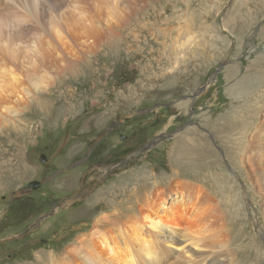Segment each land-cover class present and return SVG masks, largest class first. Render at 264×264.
<instances>
[{
  "label": "rangeland",
  "instance_id": "obj_1",
  "mask_svg": "<svg viewBox=\"0 0 264 264\" xmlns=\"http://www.w3.org/2000/svg\"><path fill=\"white\" fill-rule=\"evenodd\" d=\"M139 1L124 3L128 18L114 37L70 65L37 63L23 44L17 64L0 61L14 74L0 93V264H113L106 243L125 257L122 227L130 231L158 196L176 213L213 204L226 246L144 228L160 256L131 251L129 264H264L249 164L242 172L234 155L243 138L264 140V128L254 133L264 125V0ZM226 20L238 30L248 23L241 38ZM202 135L206 156L188 142ZM197 188L205 198L186 202ZM168 211L158 215L181 221Z\"/></svg>",
  "mask_w": 264,
  "mask_h": 264
},
{
  "label": "bare ground",
  "instance_id": "obj_2",
  "mask_svg": "<svg viewBox=\"0 0 264 264\" xmlns=\"http://www.w3.org/2000/svg\"><path fill=\"white\" fill-rule=\"evenodd\" d=\"M126 1L127 0H0V61L2 64L8 62L17 64L18 47L23 44L25 50L30 49L26 50L28 53L32 54V56H36V61L38 59L37 63L41 62L40 64L44 65V59L49 58L51 59V63L54 61V63L64 66L70 65L82 58L86 53L91 52L93 47L103 42L105 37L108 38V36L117 34L116 32L118 29L124 27L128 18L127 7L124 6ZM141 1L144 2V0H140L139 2ZM250 10L251 8L249 6L244 8L245 12L250 13ZM258 10L261 12L260 6ZM132 11L134 13V9ZM129 17L131 18V15ZM245 19L247 20V16ZM229 20L225 21V27L229 25L227 27L231 29L237 37L239 36V38H241L248 27V23L242 28L239 27L238 30V25H236V29L231 27L232 22L230 23ZM46 63L45 61V64ZM8 79H14L11 68H3L0 66V93L3 91V87H5ZM187 106L188 103L178 105V107L183 110ZM261 119L264 120V115L261 116ZM236 121L240 123L241 118L236 116L235 119L224 120L225 124L223 126H226V124L230 126ZM241 125H243V123ZM262 128H264V125L257 127L254 133L256 130ZM190 130L194 131L192 128ZM204 140L205 138L202 135L201 138L192 139L188 142L199 147L203 155L206 156L209 154L211 148ZM259 142L260 143H255L253 141V135H251L250 138H243L241 143L237 145V153H234V155L235 158L241 162L237 164L238 168L241 170L244 165L242 161L244 159L248 161L249 173L247 174V182L250 183L253 191L255 190L257 195V197L255 196V203L257 204L256 210L263 219L262 221H264V140L261 138ZM183 143L186 142L183 141ZM186 196V202L189 200H194L193 202H195L198 199L202 200L205 198L198 188L193 192H189ZM181 201L182 194L180 193L174 203H179ZM203 202L204 203L201 205L202 207L199 206V208H194L192 206L194 209L193 211L191 210V214L186 212L187 209L177 210L178 213H176L172 206L167 205H170L171 202L166 203L165 198L163 199L159 196L151 200L149 204L146 203L142 208L143 210H140V213L135 216L133 215L132 220L135 222L134 225L130 227V231L122 227V239L126 241L123 244L128 246L127 255L125 257L115 258L113 256L115 253L114 245L111 246L106 243V246L109 247V254L111 257H109V260H112L113 264H121L119 262L129 264L134 260L131 259L133 257L131 251L137 252L136 254L141 252L145 256L150 254L154 259L160 256V248H153L152 242L145 240L144 228L152 235L163 231L171 234L179 233L185 242L188 241L191 245L198 248L206 246L211 248H223L225 245L222 244V242H224V234L221 228L217 230V228L223 226V224L222 222L220 223L218 216L215 214L214 205L207 203V201ZM164 209L169 210L167 213H170L172 216L180 214L181 217L178 219L181 221L178 220V223H174L168 219L167 215L159 216L158 210L163 211ZM184 213H186L185 218ZM106 219L109 220V218ZM138 219L142 220V222L137 223ZM118 221L119 220L113 221V225ZM127 242H136L139 248L131 249ZM204 250H202V252Z\"/></svg>",
  "mask_w": 264,
  "mask_h": 264
},
{
  "label": "water",
  "instance_id": "obj_3",
  "mask_svg": "<svg viewBox=\"0 0 264 264\" xmlns=\"http://www.w3.org/2000/svg\"><path fill=\"white\" fill-rule=\"evenodd\" d=\"M157 143H158V142L156 141V143L148 144L147 147H148V148H150V147L153 148V147L157 146ZM154 145H155V146H154ZM144 151H145V148H143V149L139 150L138 152L132 154L131 156H129V157L123 159L121 162H119V163L113 165L112 167L109 166L110 168H108V170L105 168V169H104L105 171H103V173H106L107 171L110 172V171H111L112 169H114V168H120V167H122V166L127 165L128 163H130L131 161H133V159H135L137 156L143 154ZM37 185H39V183H37V182H33V183H32V188H33V187H36ZM62 201H65V203H66V201H68V200H62ZM69 202H70V201H69ZM48 215H49V214L40 217V218H39V219H38L33 225H31V226L29 227L28 230L30 231V230L34 229L36 226H38V225L40 224V222H41L42 220H45V219H47V217L50 216V215H49V216H48Z\"/></svg>",
  "mask_w": 264,
  "mask_h": 264
},
{
  "label": "flooded vegetation",
  "instance_id": "obj_4",
  "mask_svg": "<svg viewBox=\"0 0 264 264\" xmlns=\"http://www.w3.org/2000/svg\"><path fill=\"white\" fill-rule=\"evenodd\" d=\"M54 207V206H53ZM42 216H44V215H42ZM38 228V226H36V228H34L35 230ZM29 226H28V224H26V225H24L23 227H22V229H20V233L19 234H26L27 232H29ZM28 234V233H27ZM23 236V235H22ZM15 238H16V236H15Z\"/></svg>",
  "mask_w": 264,
  "mask_h": 264
}]
</instances>
